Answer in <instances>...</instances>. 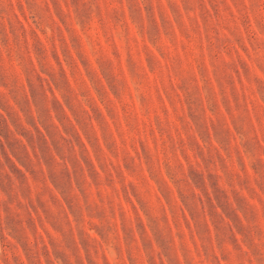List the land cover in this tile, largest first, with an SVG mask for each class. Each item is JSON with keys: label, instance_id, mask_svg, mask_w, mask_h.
Instances as JSON below:
<instances>
[{"label": "rangeland", "instance_id": "rangeland-1", "mask_svg": "<svg viewBox=\"0 0 264 264\" xmlns=\"http://www.w3.org/2000/svg\"><path fill=\"white\" fill-rule=\"evenodd\" d=\"M0 264H264V0H0Z\"/></svg>", "mask_w": 264, "mask_h": 264}]
</instances>
